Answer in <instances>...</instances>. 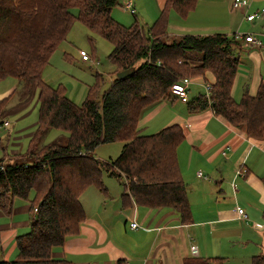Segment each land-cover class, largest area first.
<instances>
[{"label":"trees","instance_id":"1","mask_svg":"<svg viewBox=\"0 0 264 264\" xmlns=\"http://www.w3.org/2000/svg\"><path fill=\"white\" fill-rule=\"evenodd\" d=\"M195 3L165 0L144 29L136 20L125 25L111 15L118 0H0V80L11 76L19 82L18 89L0 99V125L10 108L27 102L34 92L38 104L26 151L11 162L0 157V210L10 213L12 199L18 197L30 200L33 213L28 230L16 237L15 258L0 259V264H71L53 257L52 250L78 232L85 217L82 191L94 185L106 194L103 174L122 186L125 206L132 200L152 208L169 207L182 223L191 220L176 159L183 128L173 123L143 134L137 125L142 110L170 99V87L181 78L198 76L206 82V72L213 76L209 98L202 93L192 96L186 102L189 111L210 108L230 124L245 128L249 137L264 140V83L255 95L244 94L240 100L231 93L239 39L220 32L167 35L169 11L184 17ZM75 20L112 44L107 58L113 72L134 68L121 79L115 74L101 93L98 77L80 104L61 86L42 78L51 54ZM15 92L17 102L10 107ZM50 129L59 134L43 144ZM116 140L122 147L115 158L95 156L99 144ZM251 264H264V254L253 255Z\"/></svg>","mask_w":264,"mask_h":264},{"label":"crops","instance_id":"2","mask_svg":"<svg viewBox=\"0 0 264 264\" xmlns=\"http://www.w3.org/2000/svg\"><path fill=\"white\" fill-rule=\"evenodd\" d=\"M135 1L132 15L140 23L146 16L154 20L165 0ZM248 2L247 8L234 9L232 0H196L184 17L170 10L166 27L169 37L220 32L252 34L260 40L261 44L255 45L239 39L235 50L239 63L231 87L235 100L244 94L255 95L264 83V13L251 21L245 18L263 8L264 0ZM171 12L179 18L171 17ZM111 15L122 24H131L130 19H120L113 8ZM205 77L206 82L213 81L210 73ZM42 78L53 86L43 73ZM191 80L200 86L204 81L198 76ZM13 89L1 92L0 99ZM28 103L12 107L1 125L10 126L7 114L24 109ZM151 120L157 129L173 123L183 128L176 159L186 185L191 220L182 223L169 207L152 208L132 200L125 206L122 186L111 180L114 178H102L106 194L94 185L82 191L79 199L84 220L78 232L68 236L51 255L66 258L71 264H251L253 255L264 254V140L249 137L245 128L230 124L210 108L191 112L186 102L174 96L144 108L137 125L141 129ZM30 205L29 199L14 197L10 213L0 210L1 259L8 260L13 254L15 258L16 237L28 230L33 216ZM238 208L245 211L246 218L238 215ZM131 222L136 227H130ZM191 245L196 246L195 256Z\"/></svg>","mask_w":264,"mask_h":264},{"label":"rangeland","instance_id":"3","mask_svg":"<svg viewBox=\"0 0 264 264\" xmlns=\"http://www.w3.org/2000/svg\"><path fill=\"white\" fill-rule=\"evenodd\" d=\"M122 3L123 0H118V4L113 7L114 12L120 19H130L132 23L134 16L124 8ZM141 4L145 3L141 1ZM173 14L174 12H171V17L179 18L176 14ZM154 20L150 16H146V20H142L140 24L146 29L144 24L151 25ZM111 49L112 44L108 40L91 32L79 20H75L65 40L51 54L49 63L43 71V76L44 78L47 77L46 81H51L53 86H61L65 94L73 99V101L81 103L88 87L95 84L98 77H101V79H98L100 93L110 87L111 81L116 74L113 72V66L107 58ZM82 52L87 53L89 56L88 61L81 59L80 55ZM193 81L190 84L189 94L193 96L199 92L204 94V87L193 83ZM9 88H19V82L16 78L8 76L0 80V93ZM16 93L11 95L8 106L11 107L17 102L18 96ZM36 100L37 93L34 92V96L30 98L29 103L24 109L7 114L10 126H0V157L4 156L6 161L11 162L13 160L14 154L12 151L23 153L27 149L28 134L34 130V124L38 118V104ZM5 120L2 119V122ZM152 122L153 120L148 121L146 126L141 128V133L149 134L161 129H157L156 125H153ZM58 134L59 130L50 129L42 139L43 144L52 141ZM14 143L16 145H13ZM121 147L122 142L120 140L99 144L94 149V154L102 160L112 159L119 154ZM103 178L112 177L103 174ZM111 180L117 181L115 179ZM13 257L14 254L9 259Z\"/></svg>","mask_w":264,"mask_h":264},{"label":"built area","instance_id":"4","mask_svg":"<svg viewBox=\"0 0 264 264\" xmlns=\"http://www.w3.org/2000/svg\"><path fill=\"white\" fill-rule=\"evenodd\" d=\"M134 1L135 0H124L123 1V6L124 8L129 11L131 14L135 13V8H134ZM249 6V2L248 0H232V8L234 9H238V8H247ZM264 13V7L259 9V10H255L252 11L248 14H246L245 18L249 21L259 17L260 15H262ZM234 37L236 39H244L247 42H251L255 45H260L261 42L260 40L255 37L252 34H240V33H235L233 34ZM81 59L82 60H89V56L87 55V53H81ZM192 80L189 77H184L181 78L178 82L172 84V86L170 87V92L171 94L178 98L180 101L182 102H187L189 100V85L191 84ZM202 87H204V96L206 98H209L210 96V84L209 82H203L201 83ZM4 124H7V122H4ZM198 176H201V172L199 171L197 173ZM237 213L240 217L242 218H246V213L242 208H238L237 209ZM130 227H136V223L135 222H131L130 223ZM190 252L192 255H196L197 254V249L195 245H191L190 246Z\"/></svg>","mask_w":264,"mask_h":264},{"label":"water","instance_id":"5","mask_svg":"<svg viewBox=\"0 0 264 264\" xmlns=\"http://www.w3.org/2000/svg\"><path fill=\"white\" fill-rule=\"evenodd\" d=\"M133 70H134V68L130 67V68H127V69H123V70L117 71L116 72V77L119 78V79L124 78V77L130 75Z\"/></svg>","mask_w":264,"mask_h":264}]
</instances>
